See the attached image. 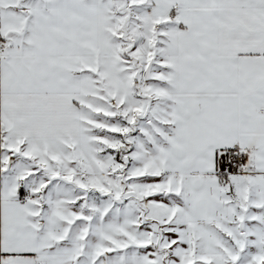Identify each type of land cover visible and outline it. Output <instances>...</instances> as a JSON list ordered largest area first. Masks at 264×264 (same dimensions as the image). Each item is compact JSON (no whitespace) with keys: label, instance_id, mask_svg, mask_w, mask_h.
<instances>
[{"label":"snow or ice","instance_id":"snow-or-ice-1","mask_svg":"<svg viewBox=\"0 0 264 264\" xmlns=\"http://www.w3.org/2000/svg\"><path fill=\"white\" fill-rule=\"evenodd\" d=\"M0 264H264V0H0Z\"/></svg>","mask_w":264,"mask_h":264}]
</instances>
